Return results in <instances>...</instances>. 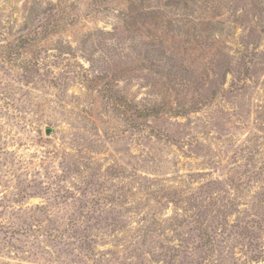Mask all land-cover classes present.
Returning a JSON list of instances; mask_svg holds the SVG:
<instances>
[{
	"label": "rangeland",
	"instance_id": "374dc122",
	"mask_svg": "<svg viewBox=\"0 0 264 264\" xmlns=\"http://www.w3.org/2000/svg\"><path fill=\"white\" fill-rule=\"evenodd\" d=\"M0 264H264V0H0Z\"/></svg>",
	"mask_w": 264,
	"mask_h": 264
},
{
	"label": "water",
	"instance_id": "95a60500",
	"mask_svg": "<svg viewBox=\"0 0 264 264\" xmlns=\"http://www.w3.org/2000/svg\"><path fill=\"white\" fill-rule=\"evenodd\" d=\"M46 134L49 135L50 134V129L46 130Z\"/></svg>",
	"mask_w": 264,
	"mask_h": 264
}]
</instances>
